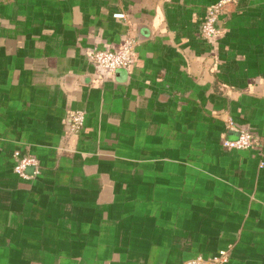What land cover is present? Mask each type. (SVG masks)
<instances>
[{"label": "crops", "instance_id": "0c3cea01", "mask_svg": "<svg viewBox=\"0 0 264 264\" xmlns=\"http://www.w3.org/2000/svg\"><path fill=\"white\" fill-rule=\"evenodd\" d=\"M216 1L0 0V264H264V0L206 40ZM127 35L129 68L91 63Z\"/></svg>", "mask_w": 264, "mask_h": 264}, {"label": "built area", "instance_id": "2783aa9c", "mask_svg": "<svg viewBox=\"0 0 264 264\" xmlns=\"http://www.w3.org/2000/svg\"><path fill=\"white\" fill-rule=\"evenodd\" d=\"M235 0H217L210 4L205 12L204 18L200 26V34L202 38L206 40L212 39L217 33V22L219 14L223 7L228 3ZM114 18L124 19L125 14L122 12L113 13ZM137 41L132 36H125L121 41L120 45L113 50H96L90 53L89 60L98 69L113 74L118 69H127L131 65ZM69 132L71 134H79L84 125L85 112L83 110H75L69 113ZM226 127L229 130L235 131L236 135L233 138H223L222 146L228 149H250L254 148L259 144L258 137L249 133L246 130L237 128L234 120L231 117L226 119ZM15 158V164L13 166L14 172L20 177H29L25 169L27 166L34 167V174L39 171L38 159L30 154H25L20 151L13 153ZM229 259V254L225 250H219L217 254L208 258L207 260L202 259L198 256L186 262V264H202L207 261L208 264H226Z\"/></svg>", "mask_w": 264, "mask_h": 264}, {"label": "rangeland", "instance_id": "374dc122", "mask_svg": "<svg viewBox=\"0 0 264 264\" xmlns=\"http://www.w3.org/2000/svg\"><path fill=\"white\" fill-rule=\"evenodd\" d=\"M218 253V251L216 252V254Z\"/></svg>", "mask_w": 264, "mask_h": 264}]
</instances>
